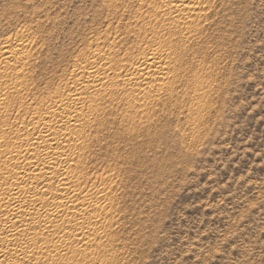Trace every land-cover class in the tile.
I'll return each instance as SVG.
<instances>
[{
  "label": "rangeland",
  "instance_id": "obj_1",
  "mask_svg": "<svg viewBox=\"0 0 264 264\" xmlns=\"http://www.w3.org/2000/svg\"><path fill=\"white\" fill-rule=\"evenodd\" d=\"M142 1L0 0V49L25 42L10 58L20 70L0 74L4 89L18 91L0 105L9 140L0 138V155L97 51L138 56L155 46L151 33L136 34L153 10ZM206 8L173 95L126 110L97 92L108 100L82 125L86 144L73 157L83 153V187L104 190L107 211L92 244L68 243L69 264H264V0Z\"/></svg>",
  "mask_w": 264,
  "mask_h": 264
},
{
  "label": "bare ground",
  "instance_id": "obj_2",
  "mask_svg": "<svg viewBox=\"0 0 264 264\" xmlns=\"http://www.w3.org/2000/svg\"><path fill=\"white\" fill-rule=\"evenodd\" d=\"M143 1L153 6V10H149L147 14L143 12L145 15L143 14L136 34L151 33L156 40L155 46L150 48V51L148 48L141 49L142 53L137 54L138 56L130 49L121 57L116 51L108 52L109 55L104 51V56L97 51L98 53L93 54L95 60L76 67L73 81L71 80V84L66 83L69 85H66L65 91L57 90L50 96L48 103L42 102L39 111V107L35 111L39 118L35 121L28 113L33 122L27 124L24 121L26 118L23 119L24 128L18 133L15 131L16 141L4 145L5 150L0 155V264H69V259H73L69 254L73 251L68 243L77 241L90 245L94 242L95 235L104 229L102 225L106 193L100 189L92 192L91 189L87 190L86 186L83 187L87 183V172L79 169L83 153H79L77 158L73 157L74 150L86 144L81 143L80 138L83 133L85 135L86 128H82L88 123L83 127L82 125L88 121L91 114L99 115L103 110L102 106L101 111L99 109L102 94L97 92L102 93L104 90V96H109L114 103L124 102L126 110L145 108L156 102L157 95L162 92L169 91L173 95L177 86L175 83L185 76L180 63L188 48L192 31L195 30L194 24L205 15L208 2ZM142 39L144 40L145 36ZM24 46L22 39H12L4 48L1 47L3 50L0 49V58L4 57V60H0V74L10 71L14 66L10 58L16 57L23 51ZM116 48L120 51L118 46ZM97 58L104 61L99 64ZM14 67L20 70L19 66ZM20 72L17 71V74ZM14 77L19 78L20 75ZM2 79L0 105L3 101L5 103L12 93H18L10 92V88L6 90L7 87L4 89L3 83L7 86L8 83ZM18 85L15 84V87ZM13 95L16 98V95ZM103 101L105 102L104 97ZM22 105L19 104L21 107ZM36 113L34 115H38ZM5 123L8 121L4 120V126ZM5 129L1 133L3 138L0 137L3 140L8 138ZM11 135L12 133L10 137ZM2 146L1 143L0 147Z\"/></svg>",
  "mask_w": 264,
  "mask_h": 264
}]
</instances>
